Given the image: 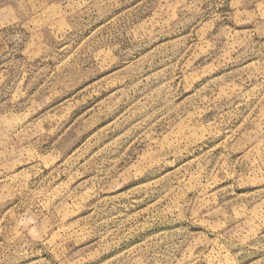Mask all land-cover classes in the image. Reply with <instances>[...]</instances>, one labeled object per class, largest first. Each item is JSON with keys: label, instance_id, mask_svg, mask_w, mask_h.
Returning <instances> with one entry per match:
<instances>
[{"label": "rangeland", "instance_id": "rangeland-1", "mask_svg": "<svg viewBox=\"0 0 264 264\" xmlns=\"http://www.w3.org/2000/svg\"><path fill=\"white\" fill-rule=\"evenodd\" d=\"M0 264H264V0H0Z\"/></svg>", "mask_w": 264, "mask_h": 264}]
</instances>
